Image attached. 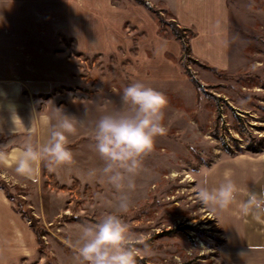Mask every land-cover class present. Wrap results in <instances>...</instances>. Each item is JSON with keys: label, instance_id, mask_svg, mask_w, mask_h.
Listing matches in <instances>:
<instances>
[{"label": "rangeland", "instance_id": "rangeland-1", "mask_svg": "<svg viewBox=\"0 0 264 264\" xmlns=\"http://www.w3.org/2000/svg\"><path fill=\"white\" fill-rule=\"evenodd\" d=\"M135 5L134 0H0V148L11 153L29 140L45 143L50 125L62 118L56 108L74 117L77 128L68 136L74 165L50 170L42 163L38 182L0 165V181L12 197L4 203L0 189V264H77L82 226L120 215L122 193L102 174L95 125L104 114L128 110L121 97L135 82L167 98L169 128L143 159L135 188L124 190L131 203L122 219L137 238V264H264V212L252 220L234 204L213 214L196 194L205 177L209 189L228 175L241 189L259 188L264 149L244 147L264 138V0H227L228 69L214 68L190 50L183 61L181 55L173 59L184 80L166 83L136 76L133 43L120 46V36L133 39ZM153 7L159 16L144 9L156 19L158 32L173 35L174 17ZM122 8L127 19L120 33ZM184 30L189 43L195 33ZM13 113L23 126L12 123ZM246 200L237 196L238 202ZM28 209L42 227L43 249L19 216Z\"/></svg>", "mask_w": 264, "mask_h": 264}, {"label": "clouds", "instance_id": "clouds-1", "mask_svg": "<svg viewBox=\"0 0 264 264\" xmlns=\"http://www.w3.org/2000/svg\"><path fill=\"white\" fill-rule=\"evenodd\" d=\"M121 100L127 111H115L102 115L95 125V148L104 163L102 174L122 194L118 201L120 215L106 214L100 220L82 226L76 244L77 264H137L140 250L135 247L136 237L122 219L130 207V196L124 192L135 188V176L142 168L143 159L155 149L157 137L166 136L169 128L164 124L167 98L142 82L125 87ZM62 118L50 125V135L43 143L31 140L11 153L0 148V165L14 166L15 172L26 179L38 182L41 164L52 166L74 165L73 152L68 147L69 135L77 132L75 118L56 108ZM12 123L19 120L14 113ZM21 122V121H20ZM21 125L23 126L22 122ZM34 130L29 129V136ZM95 175V172L91 173ZM207 177L197 189L198 200L211 213L216 214L233 204H238L240 214L254 215L260 219L264 212V192L241 189L226 176L225 182L209 189ZM238 195H246V201H237ZM144 251L150 252L145 241Z\"/></svg>", "mask_w": 264, "mask_h": 264}, {"label": "crops", "instance_id": "crops-1", "mask_svg": "<svg viewBox=\"0 0 264 264\" xmlns=\"http://www.w3.org/2000/svg\"><path fill=\"white\" fill-rule=\"evenodd\" d=\"M148 1L152 5L170 13L179 28L194 31L195 35L190 38L188 44L189 50L197 58L204 60L214 68L220 70L228 69L229 36L231 30L229 17L232 13L227 9V0ZM132 12L130 20L133 26L132 31L134 32L133 39H126L120 36V46L133 43L134 74L136 76L137 74L148 75L146 78L150 81L161 83L173 80L181 81V79L183 81L184 75L181 74L180 65L173 60L181 55L179 41L174 35L165 37L158 32L159 26L156 19L141 6H133ZM125 19H127V13L122 8L120 9V33L122 32L121 26H124ZM87 46L91 49L96 48L92 44H88ZM258 170L251 168L253 173L258 172ZM218 177L220 179V175ZM258 178H260L259 188L255 187L254 190L257 194L264 192V173ZM220 182L222 183V181ZM2 198L4 203L7 204L8 199L4 194ZM262 245V250H264V246Z\"/></svg>", "mask_w": 264, "mask_h": 264}, {"label": "trees", "instance_id": "trees-1", "mask_svg": "<svg viewBox=\"0 0 264 264\" xmlns=\"http://www.w3.org/2000/svg\"><path fill=\"white\" fill-rule=\"evenodd\" d=\"M135 3L143 6L146 10L151 11L155 13L156 15L159 16L158 10H156L153 5L148 1V0H134ZM165 11V10H164ZM170 28L172 29V33L174 37L179 41L180 43V48H181V60L183 61L187 56H189V44L188 40L184 35V29H180L174 22H171ZM191 36H194L193 33H190ZM186 75H188V71L185 69L184 70ZM191 83L194 85L195 89L199 88L200 85L192 78L191 75H188ZM234 147L238 151H243L242 148L237 146V143L234 144ZM264 149V138H258L255 140H250L249 143H247L244 147V150H249L251 152H256L259 153ZM224 151L228 154H231V150L228 147H224ZM0 189L3 191L5 197L8 200H11V194L8 190L7 185L4 183V181H0ZM20 218L24 219L27 224L29 229L32 231L34 234L36 246L38 248L43 249V241L41 239L43 235L42 227L38 223V219L32 214V211L28 209L24 214L19 215Z\"/></svg>", "mask_w": 264, "mask_h": 264}, {"label": "bare ground", "instance_id": "bare-ground-1", "mask_svg": "<svg viewBox=\"0 0 264 264\" xmlns=\"http://www.w3.org/2000/svg\"><path fill=\"white\" fill-rule=\"evenodd\" d=\"M173 175H174V174H173ZM4 199H5V201H7L6 198H4ZM233 205H234V204H233ZM233 205H232V206H233ZM235 207L238 208V205L236 206V204H235V206H233V208H235ZM237 211L240 212L239 209H238ZM235 214H236V211H235ZM223 215H224V214H223ZM236 217H237V214H236ZM236 217H235V218H236ZM251 217H254V215H249V217H248L249 219H252V220H253L254 218H251ZM235 218H234V219H235ZM235 223H237V222H235ZM235 223H233V225H234ZM237 224H238V223H237ZM252 226H253V224H252Z\"/></svg>", "mask_w": 264, "mask_h": 264}]
</instances>
